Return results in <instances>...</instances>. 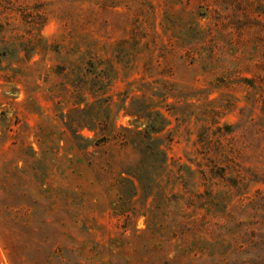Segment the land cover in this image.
<instances>
[{
	"label": "rangeland",
	"instance_id": "374dc122",
	"mask_svg": "<svg viewBox=\"0 0 264 264\" xmlns=\"http://www.w3.org/2000/svg\"><path fill=\"white\" fill-rule=\"evenodd\" d=\"M263 178L264 0H0V264H264Z\"/></svg>",
	"mask_w": 264,
	"mask_h": 264
},
{
	"label": "trees",
	"instance_id": "16d2710c",
	"mask_svg": "<svg viewBox=\"0 0 264 264\" xmlns=\"http://www.w3.org/2000/svg\"><path fill=\"white\" fill-rule=\"evenodd\" d=\"M147 117V116H144ZM142 118V117H140ZM122 131L132 132L128 129L121 128ZM160 132L159 128H154L152 124H146L143 130L134 131V135L137 136L138 142H134L138 146L140 152L142 153V158L148 160L149 162H155V159L158 157L164 156L163 152L159 149V146L156 144V140L153 138V134ZM161 165H164V161L160 162ZM256 182H261L264 184V178L261 180H253ZM131 188L135 189L133 183H130Z\"/></svg>",
	"mask_w": 264,
	"mask_h": 264
}]
</instances>
